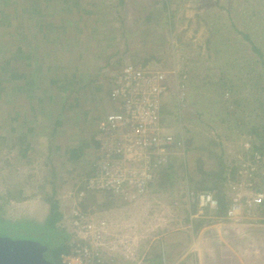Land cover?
Returning <instances> with one entry per match:
<instances>
[{
  "label": "rangeland",
  "instance_id": "obj_1",
  "mask_svg": "<svg viewBox=\"0 0 264 264\" xmlns=\"http://www.w3.org/2000/svg\"><path fill=\"white\" fill-rule=\"evenodd\" d=\"M125 64L165 74L161 123L184 150L138 200L79 203ZM0 67V237L45 245L54 201L48 239L72 238L76 207L100 234L99 264H264V199L245 207L264 193V0H0ZM200 192L241 196L239 220L199 214Z\"/></svg>",
  "mask_w": 264,
  "mask_h": 264
},
{
  "label": "built area",
  "instance_id": "obj_2",
  "mask_svg": "<svg viewBox=\"0 0 264 264\" xmlns=\"http://www.w3.org/2000/svg\"><path fill=\"white\" fill-rule=\"evenodd\" d=\"M167 88L165 74L157 70L134 64H125L119 70L109 91L115 111L102 118L97 126L95 140L100 157L93 163L91 175L77 193L79 203L87 193L138 200L144 196L158 168L165 166L174 152L183 153L184 144L174 141V134L161 123V104L165 101ZM254 159L258 160L259 156L255 154ZM194 199L199 214L206 209L216 213L218 203L212 193L200 192ZM231 199L225 218L236 221L240 218L241 196ZM263 199L264 193L252 191L251 195L245 196V207L250 208L252 201ZM70 215L72 224L68 230L72 238L67 241V252L59 255L60 264H99L102 255L99 253L103 249L94 251L88 242L91 235L100 237L94 231L96 227L76 207Z\"/></svg>",
  "mask_w": 264,
  "mask_h": 264
},
{
  "label": "trees",
  "instance_id": "obj_3",
  "mask_svg": "<svg viewBox=\"0 0 264 264\" xmlns=\"http://www.w3.org/2000/svg\"><path fill=\"white\" fill-rule=\"evenodd\" d=\"M61 1H64V0H61ZM119 3L121 4V0H119ZM11 62H12V59L9 58V60H7L5 62V64H10ZM0 69H2V68L0 67ZM12 70L13 71L10 72V76L12 79L13 78L21 79L23 82H25L26 87L31 86L32 83L31 82L28 83V81L30 80V75L28 73H26L23 70L19 71L16 68H13ZM1 71H3V70H0V72ZM50 83L58 84L59 82L57 80H55L54 78H51ZM66 84H68V83H66ZM26 87L20 85L19 90L22 91L23 89H26ZM61 87H63V86H61ZM11 118L13 120H15L13 117H11ZM28 131H30V130H28ZM20 139H21L20 142H22L24 140L22 137ZM26 146H28V143L26 144ZM76 153L79 154V149L70 150L69 151L70 159H77ZM88 174H90V171ZM215 198H216L217 203H218V207H217L215 215H219V216L222 215L223 216L226 213L227 208L229 207V201H227L225 196H218L217 194H215ZM59 219H60V213L58 212L57 204L54 203V201H53L49 205V216H47V218L45 220L46 229H44V230H46V232L41 237V239L44 241L45 246L47 247V252L45 253L44 256L52 264H60L59 255L67 252V250H68L67 244H65L67 242L66 237H63L61 240V243L59 245H56V246L53 245L52 242L48 239L49 232L55 229L54 228L55 223H57V221ZM0 225H2L4 227L6 232H9V233L11 232V231H9V230H11L10 228L5 227L9 224H6V223L1 221Z\"/></svg>",
  "mask_w": 264,
  "mask_h": 264
},
{
  "label": "water",
  "instance_id": "obj_4",
  "mask_svg": "<svg viewBox=\"0 0 264 264\" xmlns=\"http://www.w3.org/2000/svg\"><path fill=\"white\" fill-rule=\"evenodd\" d=\"M46 252L47 247L36 241L0 237V264H52Z\"/></svg>",
  "mask_w": 264,
  "mask_h": 264
},
{
  "label": "crops",
  "instance_id": "obj_5",
  "mask_svg": "<svg viewBox=\"0 0 264 264\" xmlns=\"http://www.w3.org/2000/svg\"><path fill=\"white\" fill-rule=\"evenodd\" d=\"M91 173V172H90ZM232 197H229V199H231ZM96 201H97V203H98V200H97V197H96ZM229 208V207H228ZM228 208H227V210H228ZM207 210V209H206ZM227 210H226V212H227ZM67 211H68V208H67ZM210 212V211H209ZM69 213L71 214V209L69 210ZM206 213V212H205ZM212 213V212H211ZM223 216H226V213L223 215ZM60 220H62V216L60 217ZM205 226V232H207L208 231V229H210V226H207V225H204Z\"/></svg>",
  "mask_w": 264,
  "mask_h": 264
}]
</instances>
